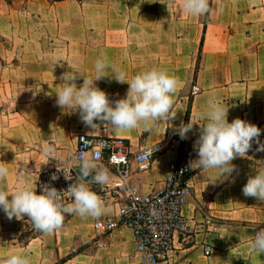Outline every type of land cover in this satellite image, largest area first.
Returning <instances> with one entry per match:
<instances>
[{"label": "crops", "instance_id": "0c3cea01", "mask_svg": "<svg viewBox=\"0 0 264 264\" xmlns=\"http://www.w3.org/2000/svg\"><path fill=\"white\" fill-rule=\"evenodd\" d=\"M209 8L193 16L181 12V0H0V163L9 169L0 187L15 190L22 181L38 193L39 174L73 156L81 131L122 136L138 150L191 121L195 149L200 124L206 122L197 113L214 97L228 108L229 122L242 118L262 132L247 156L231 162L236 170L230 176L219 168L195 172L183 212L201 226L191 243L175 245L173 264H264V254L251 247L255 233L264 229V201L242 192L249 176L264 169V150L258 151L264 145V0H209ZM102 56L129 78L153 67L176 76L175 118L150 122L151 130L143 123L117 130L99 121L91 128L79 111L59 108L56 91L63 87L64 73L82 74L75 81L80 87L83 75L94 76ZM96 86L113 104L129 87L111 76ZM43 143L55 146L54 157L43 154ZM173 157L174 151L159 155L149 171L133 172L132 182L142 193L161 189ZM98 166L108 170L111 184L115 169ZM90 187L105 202L99 218L118 209V190ZM210 217L209 227L205 219ZM99 218L67 215L60 230L44 234L27 216L8 219L0 210V259L25 253L32 264H141L132 256L131 228L120 226L99 242L93 239ZM206 244L214 247L210 255L204 253Z\"/></svg>", "mask_w": 264, "mask_h": 264}, {"label": "clouds", "instance_id": "9594fccd", "mask_svg": "<svg viewBox=\"0 0 264 264\" xmlns=\"http://www.w3.org/2000/svg\"><path fill=\"white\" fill-rule=\"evenodd\" d=\"M209 11V0H181L182 13L199 16ZM68 64L72 69V65ZM80 75L82 74H76L74 69L71 74L64 73L63 87L56 91V105L65 111H79L86 126L93 128L99 121L110 124L117 130H131L143 123L145 130H151L150 122L173 119L176 116L173 97L179 80L166 69L153 67L129 78L125 70L102 56L95 61L94 76L89 78L83 75V84L77 87L75 81ZM108 76L117 83L129 85L125 98L118 99L114 104L106 91L96 86V81ZM197 115L206 122L199 123L201 131L194 145L198 159L190 162V167L202 170L219 168L222 176H230L236 170L231 162L236 157L247 156L253 141L258 142L262 129L242 118L229 122L228 108L214 97L209 98L207 108ZM193 124L191 121L182 124L175 131L181 139H185ZM259 150H264V145ZM55 151L53 144H42L43 154L54 157ZM74 159L79 161L76 165L79 176L77 183H71L64 191L44 185L40 194H37L36 187L22 181L16 185L15 190L0 187V210H3L8 219L27 216L33 227L44 234L60 230L67 215L82 218L102 216L106 210L105 202L90 185L97 184L102 188L109 185L110 174L106 168L98 166L94 156L87 153H81ZM63 172L65 178L71 180L67 169ZM8 174V167L0 163V180H4ZM57 178L53 174L52 179ZM242 192L245 197L264 201V169H257L254 175L249 176ZM65 194L71 202L65 203ZM251 247L264 254V229L255 233ZM0 264H32V261L25 253H13L0 259Z\"/></svg>", "mask_w": 264, "mask_h": 264}, {"label": "built area", "instance_id": "2783aa9c", "mask_svg": "<svg viewBox=\"0 0 264 264\" xmlns=\"http://www.w3.org/2000/svg\"><path fill=\"white\" fill-rule=\"evenodd\" d=\"M195 126L181 139L171 128L164 138L156 143L132 150L130 142L122 136H96L81 131L77 137V147L73 156L60 164L43 170L37 180L40 194L44 185L64 191L71 183H77L79 176L73 164L79 163L74 157L87 153L96 158V163H107L116 171L113 182L100 189L109 192L112 189L121 193L118 209L95 221L93 239H100L115 231L120 226L131 228L135 235V249L132 254L141 264H173L175 245H188L194 239L198 226L191 224L183 212L187 198L190 196L195 172L200 168L190 167L194 160L195 149L192 139ZM168 151H174L170 161L168 176L164 186L159 190L142 193L138 185L132 182L133 172L149 171L155 159ZM195 166V164H194ZM67 169L69 179L63 170ZM55 174L58 178L53 180ZM65 203L71 202L64 195ZM207 226L213 225V219H205ZM213 245L206 244L204 253L210 255Z\"/></svg>", "mask_w": 264, "mask_h": 264}, {"label": "water", "instance_id": "95a60500", "mask_svg": "<svg viewBox=\"0 0 264 264\" xmlns=\"http://www.w3.org/2000/svg\"><path fill=\"white\" fill-rule=\"evenodd\" d=\"M77 164H78V163L73 164V168H74V170L76 171V173L78 174V169H77V167H76Z\"/></svg>", "mask_w": 264, "mask_h": 264}, {"label": "trees", "instance_id": "16d2710c", "mask_svg": "<svg viewBox=\"0 0 264 264\" xmlns=\"http://www.w3.org/2000/svg\"><path fill=\"white\" fill-rule=\"evenodd\" d=\"M208 20V15L206 16V20L205 21H207ZM206 23V22H205ZM202 43H203V38H202V40H201V46H202Z\"/></svg>", "mask_w": 264, "mask_h": 264}, {"label": "rangeland", "instance_id": "374dc122", "mask_svg": "<svg viewBox=\"0 0 264 264\" xmlns=\"http://www.w3.org/2000/svg\"><path fill=\"white\" fill-rule=\"evenodd\" d=\"M4 10V7H1V12ZM5 11V10H4ZM1 12H0V15H1ZM28 225H29V223H28Z\"/></svg>", "mask_w": 264, "mask_h": 264}]
</instances>
